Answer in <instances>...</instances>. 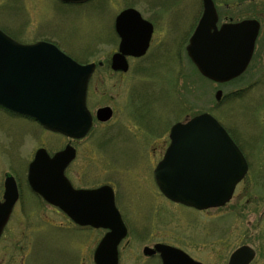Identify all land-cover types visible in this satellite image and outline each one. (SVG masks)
I'll return each mask as SVG.
<instances>
[{
    "label": "rangeland",
    "instance_id": "rangeland-1",
    "mask_svg": "<svg viewBox=\"0 0 264 264\" xmlns=\"http://www.w3.org/2000/svg\"><path fill=\"white\" fill-rule=\"evenodd\" d=\"M215 2L220 22L250 17L261 22L249 66L224 83L203 77L186 51L202 0H0V28L19 41L48 40L79 62L104 61L90 80L87 102L92 113L101 106L113 109L109 120L94 118L87 136L77 140L0 109V189L13 175L20 190L2 241L7 245L2 264H95L93 252L104 230L72 228L26 180L38 148L54 153L67 143L77 149L66 170L74 186L114 189L130 229L119 246V264H161L143 253L155 239L206 264H226L238 246L249 244L257 251L251 264H264V0ZM126 7L140 11L155 30L147 54L129 59V69L120 72L111 69L109 59L120 40L115 17ZM201 112L225 125L249 161L230 201L207 210L168 200L154 179L171 126Z\"/></svg>",
    "mask_w": 264,
    "mask_h": 264
},
{
    "label": "water",
    "instance_id": "water-1",
    "mask_svg": "<svg viewBox=\"0 0 264 264\" xmlns=\"http://www.w3.org/2000/svg\"><path fill=\"white\" fill-rule=\"evenodd\" d=\"M218 20L214 1L203 0V13L186 48L203 75L224 82L247 68L260 22L246 18L219 26ZM115 26L121 40L112 57V68L127 71V56L146 53L153 24L137 9L127 8L118 14ZM95 67V62H77L51 42L22 43L0 29V105L35 118L47 129L71 138H82L89 132L93 116L87 106V88ZM221 96L222 91L218 90L217 99ZM112 114L110 106L97 111L99 120H108ZM170 139L154 170L164 195L197 209L226 204L246 175L248 162L221 123L204 112L175 123ZM75 156L72 145L53 156L45 148H39L29 164L28 182L34 192L61 208L75 222L107 228L94 252V260L96 264H118V244L126 236L127 228L116 207L114 191L108 184L75 188L65 175ZM3 196L0 231L19 197L12 175L6 177ZM155 248L163 264H204L178 247L158 243ZM255 255V249L244 244L232 252L227 264H249Z\"/></svg>",
    "mask_w": 264,
    "mask_h": 264
},
{
    "label": "flooded vegetation",
    "instance_id": "flooded-vegetation-1",
    "mask_svg": "<svg viewBox=\"0 0 264 264\" xmlns=\"http://www.w3.org/2000/svg\"><path fill=\"white\" fill-rule=\"evenodd\" d=\"M109 64L111 65V58L109 59ZM105 66V62L103 61V65L101 67H104ZM0 109L2 110H5L4 108L0 107ZM6 111V110H5ZM12 115H15V116H20V115H17V114H12ZM21 117V116H20ZM25 118V117H24ZM5 181V180H4ZM4 187V186H3ZM4 199H3V195H2V190L0 189V202H2ZM18 203V202H17ZM17 203L15 204L14 208H13V211L9 214V217H8V220L6 221V223L4 224L2 230L0 231V264L4 263L5 261V256H6V249H7V245L6 244H3L2 241L6 235V231H7V228H8V225L11 221V218L14 214V210L15 208L17 207ZM77 227V226H76ZM128 233H130L128 231ZM128 237V236H127ZM160 241H156L155 240H151L150 244H146L143 246V253L145 254L147 260H151L153 259L154 261H160L161 262V256H160V253L156 250H153V248L155 247V244L158 243ZM145 247H149L150 251H145L144 248ZM119 257H120V253H119ZM121 258V257H120ZM146 260V261H147ZM22 264V263H21Z\"/></svg>",
    "mask_w": 264,
    "mask_h": 264
}]
</instances>
